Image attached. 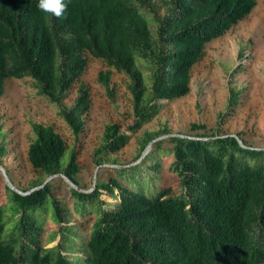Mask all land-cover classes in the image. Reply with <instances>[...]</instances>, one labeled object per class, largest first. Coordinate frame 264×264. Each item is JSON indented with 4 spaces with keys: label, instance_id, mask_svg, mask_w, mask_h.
<instances>
[{
    "label": "trees",
    "instance_id": "trees-1",
    "mask_svg": "<svg viewBox=\"0 0 264 264\" xmlns=\"http://www.w3.org/2000/svg\"><path fill=\"white\" fill-rule=\"evenodd\" d=\"M66 2L64 16L56 18L41 12L38 0H0V96L7 79L31 78L39 94L59 106L75 138L84 132L90 109V91L82 82L85 53L126 77L133 114L127 129L136 133L158 114L159 102L190 93L191 71L206 45L257 5V0ZM99 81L109 90L111 73H99ZM236 101L230 97L227 107ZM32 129L28 159L45 179L21 191L26 195L7 188V204L0 207V264H264V149L243 147L233 136H169L173 146L165 152L171 154L174 185L157 187L163 170L158 152L140 165L114 169L91 192L70 186L80 214L95 215L89 237L77 243L80 236L66 226L60 244L46 248L40 242L41 216L53 211L52 221L61 225L68 219L52 183L42 185L60 174L77 185L80 164L75 149L67 155L53 127L33 123ZM160 135L146 134L143 148ZM129 139L122 125H107L94 163L103 166ZM103 194L115 203L107 204Z\"/></svg>",
    "mask_w": 264,
    "mask_h": 264
},
{
    "label": "rangeland",
    "instance_id": "rangeland-1",
    "mask_svg": "<svg viewBox=\"0 0 264 264\" xmlns=\"http://www.w3.org/2000/svg\"><path fill=\"white\" fill-rule=\"evenodd\" d=\"M85 57L88 65L82 82L90 91V109L85 116L84 132L77 138L61 116L59 106L40 95L31 78L5 81V92L0 96V167L14 188L27 191L45 179L28 159V146L35 138L33 123L53 127L65 141L68 156L76 150L80 171L74 188L83 192H91L96 180L113 176L114 169L140 165L149 155L158 152L163 170L157 187L174 185L175 178L168 171L171 154L165 152L173 146L169 136L237 135L243 145L264 149V0H257L256 7L247 17L206 45L203 57L191 71L190 93L180 99L159 102L158 114L136 133L127 129L133 122V114L126 77L89 53H85ZM102 72L111 73L109 90L99 81ZM76 95L77 87L69 94L67 105ZM230 97L237 99L231 109L227 107ZM114 123L122 125L130 139L121 151L106 158L103 166H97L93 160L94 152L103 142L106 126ZM193 124L202 125L204 129L193 130ZM150 133L161 135L144 149L145 136ZM2 146L6 149L3 154ZM7 182L0 169V207L7 204V188L12 190ZM49 182L68 222L55 224L53 211L41 216V244L46 248L59 245L63 230L68 227H73L80 236L76 238L77 243L84 241L89 237L95 215L80 214L79 201L64 177L56 176ZM101 198L107 204L115 203L108 194ZM17 218L18 215L12 219ZM11 222L9 229L13 225Z\"/></svg>",
    "mask_w": 264,
    "mask_h": 264
},
{
    "label": "clouds",
    "instance_id": "clouds-1",
    "mask_svg": "<svg viewBox=\"0 0 264 264\" xmlns=\"http://www.w3.org/2000/svg\"><path fill=\"white\" fill-rule=\"evenodd\" d=\"M37 7L41 12L61 18L67 11L68 4L66 0H38Z\"/></svg>",
    "mask_w": 264,
    "mask_h": 264
},
{
    "label": "water",
    "instance_id": "water-1",
    "mask_svg": "<svg viewBox=\"0 0 264 264\" xmlns=\"http://www.w3.org/2000/svg\"><path fill=\"white\" fill-rule=\"evenodd\" d=\"M233 137H235L237 140H238V142L240 143V145L241 146H243V147H246L245 145H243V143H242V141L239 139V137L237 136V135H233ZM0 169L3 171V173H4V176H6V179H7V183H8V185L13 189V190H15L16 192H18V193H20V194H22V195H26V194H28V193H23V192H21V191H19L18 189H16V188H14L13 186H12V184L10 183V181H9V179H8V177H7V175H6V172H4V169L2 168V167H0ZM56 176H62V177H64L68 182H69V184H70V186L71 187H77L74 183H72V181H70L64 174H60V175H56ZM56 176H51V177H49L46 181H44V184L42 185V186H44L45 184H47L48 183V181H50L51 179H53L54 177H56ZM41 186V187H42Z\"/></svg>",
    "mask_w": 264,
    "mask_h": 264
}]
</instances>
